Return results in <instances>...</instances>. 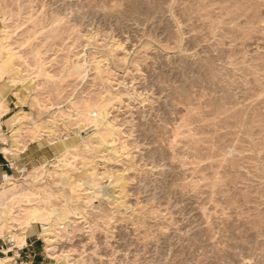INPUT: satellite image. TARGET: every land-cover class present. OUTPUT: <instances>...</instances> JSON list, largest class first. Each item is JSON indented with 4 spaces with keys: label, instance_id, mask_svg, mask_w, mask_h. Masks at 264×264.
I'll return each mask as SVG.
<instances>
[{
    "label": "rangeland",
    "instance_id": "374dc122",
    "mask_svg": "<svg viewBox=\"0 0 264 264\" xmlns=\"http://www.w3.org/2000/svg\"><path fill=\"white\" fill-rule=\"evenodd\" d=\"M4 33L5 175L52 262L264 264V0H0Z\"/></svg>",
    "mask_w": 264,
    "mask_h": 264
},
{
    "label": "bare ground",
    "instance_id": "6f19581e",
    "mask_svg": "<svg viewBox=\"0 0 264 264\" xmlns=\"http://www.w3.org/2000/svg\"><path fill=\"white\" fill-rule=\"evenodd\" d=\"M5 30V29H4ZM3 31V30H2ZM2 33V32H1ZM3 35V34H2ZM7 34L2 36L1 39V46L0 49H6V53L8 54L7 60L4 62L3 65H0V78L6 72L11 70V63H12V58L14 56L15 52H12L10 48H6L5 44V39ZM16 54V53H15ZM17 56V55H16ZM4 57V56H3ZM1 64V63H0ZM40 64V63H39ZM38 64V65H39ZM78 64V63H76ZM15 65V64H14ZM80 65V64H79ZM81 66V65H80ZM75 67H72V69ZM43 69V68H41ZM20 71V70H19ZM17 72V71H16ZM15 72V73H16ZM21 72V71H20ZM13 73V72H12ZM25 74V73H24ZM16 75V74H15ZM13 76V75H12ZM29 76V74H28ZM17 78V77H16ZM25 76L21 75L20 73L18 74V79L22 81L21 79H24ZM29 78V77H28ZM33 79V78H32ZM7 81V80H6ZM2 82V81H1ZM7 83V82H6ZM24 83V82H23ZM22 84V83H21ZM20 84V85H21ZM23 85V84H22ZM8 86V85H7ZM32 86V85H31ZM8 103L5 100V97H3L0 93V137H2V129H1V117L8 111ZM91 111V110H90ZM81 113V112H79ZM82 114V113H81ZM94 114H96L94 112ZM92 114V115H94ZM78 117V116H77ZM18 116L16 114L10 115L8 118V127L10 131H13L16 128V123L18 122ZM19 129V128H18ZM9 131V132H10ZM19 132V131H18ZM20 133V132H19ZM101 140V138H100ZM103 140V139H102ZM101 140V141H102ZM104 142V141H103ZM102 143V142H101ZM107 143V142H106ZM17 144V143H15ZM13 146V145H12ZM12 148V147H11ZM1 152L4 153V155L8 158L12 154L16 153L15 149H10L6 146H2L0 148ZM18 150V149H17ZM62 150V149H61ZM42 166V165H41ZM53 170V169H52ZM64 171V170H63ZM62 173V172H61ZM60 174V173H59ZM65 174V173H64ZM63 175V174H62ZM61 175V176H62ZM68 175V174H67ZM40 176V175H39ZM65 176V175H64ZM23 177V176H22ZM63 177V176H62ZM69 177V176H68ZM68 177L66 180H68ZM16 180V179H15ZM14 178L11 175H3L0 181V236L3 237L5 240H7L8 245L9 243L12 245V247H17L20 248L25 244L26 238L33 234L36 233L40 237L44 239L47 243L51 241L50 235V229L53 227L55 224H50L49 226L46 227L43 223L39 224V230L35 231V226L33 223L39 222L38 220V215H39V210L38 209H31V208H23L24 210L22 211L23 214L22 216H18L16 213V209H20V202H30L29 194L31 193L29 190L28 193V186L25 185H20L15 181ZM96 180V179H95ZM27 182V184L36 185L37 177H30L24 180ZM70 183V182H69ZM92 183V181H91ZM64 184V183H63ZM72 185V184H71ZM96 187V186H95ZM32 189V188H31ZM46 190V189H45ZM33 192V191H32ZM74 192V191H72ZM78 192V191H77ZM76 194V193H75ZM34 196V195H33ZM32 197V196H31ZM81 197V196H80ZM78 198V197H77ZM76 198V200H77ZM32 199V198H31ZM41 199V198H40ZM80 200V199H79ZM36 204V203H35ZM28 205V204H27ZM30 205V204H29ZM25 206V205H24ZM23 207V206H22ZM21 207V209H22ZM33 207V206H32ZM20 209V210H21ZM62 209V208H61ZM60 207L59 209H53L51 211V214L49 215H54L55 218H57L60 221H63L66 219L67 216H65L64 210H61ZM64 209V208H63ZM18 211V210H17ZM19 212V211H18ZM43 212V211H42ZM69 214V213H68ZM2 215L4 217H2ZM42 215V214H41ZM45 215V213L43 214ZM48 215V214H47ZM46 218V217H45ZM40 219V218H39ZM38 220V221H37ZM57 221V220H56ZM54 221V222H56ZM65 222V221H64ZM58 223V222H57ZM56 228V227H55ZM53 231V230H52ZM51 234V233H50ZM48 245V244H47ZM11 247V246H10ZM8 247V248H10ZM47 251L49 250V245L46 246ZM6 252V250L4 249ZM11 258L8 257L7 255L0 258V264H5L8 260ZM54 259V264H57L59 261L55 260L56 258L53 256ZM60 259V258H59ZM70 262V261H69Z\"/></svg>",
    "mask_w": 264,
    "mask_h": 264
},
{
    "label": "crops",
    "instance_id": "0c3cea01",
    "mask_svg": "<svg viewBox=\"0 0 264 264\" xmlns=\"http://www.w3.org/2000/svg\"><path fill=\"white\" fill-rule=\"evenodd\" d=\"M3 116L1 119H3ZM9 169V160L0 150V181L4 174L10 173L8 171ZM8 247L4 238L0 236V258L6 255L11 258L5 264H54L50 258L40 250L39 242L36 239L31 240L26 238L25 244L20 248Z\"/></svg>",
    "mask_w": 264,
    "mask_h": 264
}]
</instances>
